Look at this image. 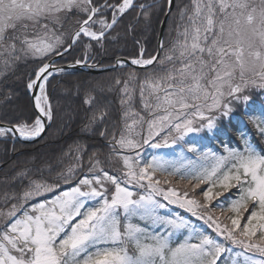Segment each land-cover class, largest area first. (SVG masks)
<instances>
[{"label": "snow or ice", "instance_id": "1", "mask_svg": "<svg viewBox=\"0 0 264 264\" xmlns=\"http://www.w3.org/2000/svg\"><path fill=\"white\" fill-rule=\"evenodd\" d=\"M154 6L176 37L167 49L160 41L156 55L145 57L141 47L131 60L146 73L138 82L146 115L129 107L118 135L99 131L111 148V169L93 155L84 174L77 145L75 163L66 169L49 165L46 177L42 168L35 169L38 176L25 168L5 178L0 264H229L225 257L236 249L243 259L231 264H264V150L236 125L242 149L225 146L226 154H218L198 147L205 137L218 138L225 120L243 127L251 122L264 138V102L257 120L252 96L255 89L264 94V0H161L139 5L145 19L146 7ZM133 7L134 0H0V76L20 62L39 61L26 84L39 90L38 114L0 118V138H41L54 118L50 77L66 71L55 57L83 47V60L68 67H96L87 63L93 42L103 47L116 39L111 31ZM116 65L126 63L118 58ZM136 76L133 70L128 80H115L126 97L122 105L131 104ZM85 103L96 98L89 95ZM107 115L100 109L85 127L102 124ZM144 145H175L181 152L175 159H141ZM209 159L208 166L200 163ZM64 184L70 187L64 190ZM233 189L235 196H225ZM169 206L182 211L161 212Z\"/></svg>", "mask_w": 264, "mask_h": 264}, {"label": "trees", "instance_id": "2", "mask_svg": "<svg viewBox=\"0 0 264 264\" xmlns=\"http://www.w3.org/2000/svg\"><path fill=\"white\" fill-rule=\"evenodd\" d=\"M109 2L116 3L117 0H109ZM159 2L161 0L137 1L138 5L143 4L145 6L156 5ZM175 2L183 5L188 4L189 0H175ZM145 10L149 12L148 19H145L141 10L132 9L129 11L111 31V36L116 37V39L106 40L103 47L97 46L93 42L94 47L88 51L87 55L92 60L99 62L102 67L113 65L118 58H138L141 47L144 49L145 57L154 55L158 29L164 13L155 6L151 9L146 7ZM107 16L110 19L111 11L107 12ZM65 27L70 28L71 25L66 24ZM164 31L163 42L165 49H167L170 42L175 39L174 26L167 23ZM161 53L163 55V52ZM84 56L85 50L80 47L71 54H66L56 63L57 65L75 63L77 59L83 60ZM38 65V60H31L27 63L20 62L15 69L8 70L6 78L0 77V118L15 119L17 115L26 118L35 117L36 113L32 110L26 84L30 74ZM133 70L128 67H120L118 70L108 71V73L97 76L75 70L51 77L47 92L54 110V118L50 122L46 135L33 144L24 145L12 141V139H0V166H2L0 168V184L5 181V178L10 181L20 169H32L33 175L38 176L39 174L35 173V169L42 168L43 175L46 177L48 176L49 165L56 170L66 169L75 163L77 145L82 149L85 165L84 174H89L87 166L89 157L93 155L98 156L104 162V167L111 169V163L108 162L111 148L108 142L99 135V131L107 128L110 133L115 132L118 135L123 128L121 114L129 107L135 112L139 110L142 115H146L138 91V82L142 81L146 75L144 70H135L137 73L136 82L130 84V87L135 89L130 105L121 104V99H126V97L115 85L116 79L128 80V73ZM89 95L96 98L95 104L85 103V99ZM6 96L11 98L4 102ZM252 96L256 101L254 116L257 117L264 97L259 91L252 93ZM100 109H105L108 112L104 122L86 128L90 117L93 113H98ZM244 120L247 121V117H244ZM233 125L241 127L258 150H264V138L257 134L255 126L251 122H247V127H243V125H238L235 119L231 124L228 121L224 122L223 133L218 138L212 139L211 145L214 148L223 151V146L231 148L242 145L240 133L235 131ZM147 155H149L148 151L144 153L141 159H148L149 156ZM112 162L114 163V161ZM177 179L178 177L174 178V181ZM62 187L67 190L70 185L64 184ZM235 194L236 191L233 189L231 194L225 193V196H235ZM219 199L224 201L225 197L222 196ZM192 220L196 225H200L197 220L193 218ZM204 228L210 231L206 226Z\"/></svg>", "mask_w": 264, "mask_h": 264}, {"label": "rangeland", "instance_id": "3", "mask_svg": "<svg viewBox=\"0 0 264 264\" xmlns=\"http://www.w3.org/2000/svg\"><path fill=\"white\" fill-rule=\"evenodd\" d=\"M168 23V22H167ZM175 37H176V34H175ZM31 61V60H30ZM3 71V66L2 65H0V72H2ZM1 77V76H0ZM130 89H133V87L131 86L130 87ZM256 91H259V92H261L260 91V89H255V90H253V92L252 93H254V92H256ZM122 94V93H121ZM263 97H264V94H263ZM261 107V106H260ZM133 110V109H132ZM137 113H140L141 115H142V112L141 111H136ZM254 113L255 112H253V115H254ZM258 114H259V116H257L256 118H257V120H259L260 119V110L258 111ZM130 122V121H129ZM225 122H227V120H225ZM123 129V128H122ZM245 133V132H244ZM246 134V133H245ZM239 136H240V134H239ZM249 138V137H248ZM0 139H2V138H0ZM15 139H16V137H15ZM212 139L213 138H210V137H205L202 141H201V143L198 145V147L202 150V151H205V152H207V151H209V150H211V151H213V152H217L218 154H226V153H224V147L225 146H223L222 148V150L223 151H219V150H217L216 148H214L212 145H211V142H212ZM240 142H242L241 140H240ZM241 147V148H240ZM240 147H236V146H232L231 148L232 149H242V147H243V144L240 146ZM148 151V154L149 155H147V156H149L148 157V159L150 160L151 159V157L153 156V155H158V156H163L165 159H175L176 157H178L179 155H180V152H181V149H180V147H178V146H173V147H171V148H161V149H153V148H151L149 145H144V147L142 148V151L139 149V153H140V157H142L143 155H144V153H146ZM187 156H189V157H192V154L191 153H185ZM134 155H135V153H134ZM200 163L201 164H205L206 166H208V165H210L211 163H212V161L209 159V160H207V161H205V160H201L200 161ZM163 178V177H162ZM179 179V178H178ZM177 179V180H178ZM176 210H179V209H176V207L175 206H169L168 208H166V209H162L161 210V212L162 213H175L176 212ZM193 219H195V220H197L196 218H193ZM198 221V223L200 224V225H203V222L202 221H199V220H197ZM135 222V221H134ZM192 222L194 223V221L192 220ZM195 224V223H194ZM196 225V224H195ZM200 225H196V226H198V227H200ZM203 227H205L204 225H203ZM211 231V230H210ZM239 251V249H236L233 253H231V254H228V255H226V257H225V259H227L228 260V262H229V264H231V260H232V258H236V259H238V260H241L242 261V257H236V255H235V253L236 252H238Z\"/></svg>", "mask_w": 264, "mask_h": 264}, {"label": "water", "instance_id": "4", "mask_svg": "<svg viewBox=\"0 0 264 264\" xmlns=\"http://www.w3.org/2000/svg\"><path fill=\"white\" fill-rule=\"evenodd\" d=\"M166 23H167V19H166V16H165V14H164V16H163V18H162V21H161V23H160V26H159V30H158V31H159V34H158V38H157V41H156V42H157V49H156V52H155L156 54H157V52L159 51V44H160V41H162V37H163V34H164V27H165V24H166ZM156 54H155V55H156ZM60 58H61V57H59V56L55 57V61H57V60L60 59ZM120 60L125 61L126 66H128V67L131 66V67H133V68H135V69H141L139 66L131 65V60H130V59H129V60H125V59H123V58H120ZM116 61H117V60H116ZM116 61H115L114 65H113V67H108L107 69L91 70V69H88V67H84L83 64L75 65V67H68L69 65H64V68H65L66 70H75V69H79V70H82V71H87V72H91V73H93V74H97V73H101V72H106V71H108V70H110V69H118L119 66L116 65ZM70 65H72V64H70ZM32 91H33V92L30 93V102L32 103V108H33V110L35 111V113L38 114V110L35 109V107H34V103H35V101H34V96L39 94V90L36 89V90H32ZM49 124H50V123L46 122V129L49 127ZM45 131H46V130H45ZM44 136H45V132L41 134V138H43ZM41 138H36L35 140H25V139H23L22 137H20L18 133L16 134V140L19 141V142L22 143V144H33V143H35V141H37V140H39V139H41Z\"/></svg>", "mask_w": 264, "mask_h": 264}, {"label": "flooded vegetation", "instance_id": "5", "mask_svg": "<svg viewBox=\"0 0 264 264\" xmlns=\"http://www.w3.org/2000/svg\"><path fill=\"white\" fill-rule=\"evenodd\" d=\"M138 4H139V3H137V1H136V4H135L136 7H138ZM88 62L91 63V64H97V63H98V62L92 60L91 57L89 58Z\"/></svg>", "mask_w": 264, "mask_h": 264}]
</instances>
